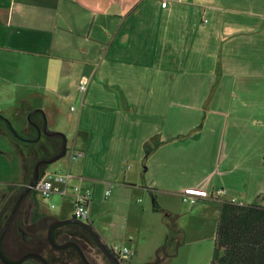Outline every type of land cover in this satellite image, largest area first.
<instances>
[{
    "label": "crops",
    "instance_id": "obj_1",
    "mask_svg": "<svg viewBox=\"0 0 264 264\" xmlns=\"http://www.w3.org/2000/svg\"><path fill=\"white\" fill-rule=\"evenodd\" d=\"M214 81L227 83L231 94L227 105L213 97V110L242 106L251 110L252 120H264V0H0V147L12 150L4 153H14L19 162L14 180L0 187V227L13 221L19 243L21 199L43 205L37 193L23 192L41 160V177L54 164V172L70 174V187L89 190L90 209L110 189V198L116 191L131 199L135 188L157 196L159 186L146 179L149 166L140 171L137 160L124 165L107 154L120 136L132 134L141 144L136 153L143 164L166 144L181 149L190 141L205 154L221 138L215 121L222 118L204 112L210 93H193L213 90ZM190 95L193 106L186 100ZM168 109L187 120L196 114L198 123L168 126L175 119L166 115ZM222 125V139L234 136ZM150 129L155 133L142 134ZM58 133L66 137V152L71 147L85 152L76 165L64 164L67 153L61 156L64 150L49 140ZM72 190L45 200H57V211L47 210L58 220L67 218L70 199L74 214Z\"/></svg>",
    "mask_w": 264,
    "mask_h": 264
},
{
    "label": "rangeland",
    "instance_id": "obj_2",
    "mask_svg": "<svg viewBox=\"0 0 264 264\" xmlns=\"http://www.w3.org/2000/svg\"><path fill=\"white\" fill-rule=\"evenodd\" d=\"M150 45L153 43L150 42ZM213 83L215 85L213 90L209 88L193 93L194 96L210 93L208 96L210 98L206 99L204 105V112L212 111L213 115L222 118L215 121L216 126L221 127L219 130L221 138L218 136L215 145H209L205 154L200 153L205 150L199 152L201 146H196V143L190 141L184 142L186 145L181 149L166 144L155 153V159H158L157 166L154 164V155H151L149 163L143 164L136 153V147L139 146V149L141 144L133 134L126 136L124 140L120 136L117 145L107 154L110 160L119 164H132L137 160L135 167L140 171H144L149 166L146 179L154 186H159L155 192L157 196L154 197L143 188L132 189L133 196L131 199L128 198L129 200L125 198L126 196L119 197L116 191L112 198H110L112 194L107 198L104 194L99 199L100 204H96L97 200H95V204L90 209V218L92 217L97 227L94 230L107 246L132 247V264H149L151 260L157 261L156 264H210L214 252L220 200L264 206V120H252L251 110L242 106H235L231 110L228 107L213 110L209 103L213 97L218 101H225L227 105L231 94V89L226 87L227 83L223 85L215 81ZM192 99L193 96L190 95L186 100L191 101L193 106L195 101ZM170 112L171 109H168L166 115ZM171 115L175 116V119H171L170 123L167 121V125L173 128L195 124L199 120L196 114L190 118L191 120H187L183 115L176 116L170 113ZM143 122L147 121L143 119ZM222 123H226L235 131L234 136L227 134L222 139L226 127ZM239 124L245 129L244 136H240L235 128L239 127ZM101 127H103L102 123ZM149 131L150 134L155 133V129H150L142 134L145 135ZM72 136L73 134L67 135L70 141ZM129 138L132 139L130 143ZM145 140L146 137L142 135L140 142ZM146 142L151 148L155 145L151 146V141ZM138 151L140 154V149ZM4 152H12V150L0 147V187L4 186L5 182L14 180L19 170L16 155L12 153L9 156L11 159ZM76 152L71 147L62 162L64 164L72 162L76 165L79 159H82L72 160ZM145 154L147 155V151ZM49 167L50 173H62L54 172V164L52 167L50 164ZM170 193L177 196H167ZM37 196L44 205H41L42 207H46L50 212L57 211L56 199L45 201L41 195L37 194ZM56 196L59 197L61 204L62 198ZM184 197L194 200L195 203L184 202ZM154 198L157 200L159 210L154 209ZM71 200L69 212L65 213L66 219L72 218L70 213L74 199ZM52 205L56 206L55 210L52 209ZM197 207L199 208L191 213ZM6 249L9 255L14 254L7 246Z\"/></svg>",
    "mask_w": 264,
    "mask_h": 264
},
{
    "label": "flooded vegetation",
    "instance_id": "obj_3",
    "mask_svg": "<svg viewBox=\"0 0 264 264\" xmlns=\"http://www.w3.org/2000/svg\"><path fill=\"white\" fill-rule=\"evenodd\" d=\"M40 148L46 149V144L42 143ZM44 162L42 160L39 161L34 178L36 175L39 177L44 170ZM26 195L25 193L24 196ZM28 195L35 196L32 193H28ZM24 199L26 198L21 199L19 203L20 209L17 212L23 214V217L17 223L24 235L19 239L20 242L16 244L14 241L16 239V230L13 228V221L7 223V229H5L2 236V253L8 263L0 260V264H114L105 249L119 263L127 264V262L120 260L112 251V248L103 241L100 244L91 230L82 225L85 223L95 229L90 219L81 220L76 218L79 221L53 226L51 228V237L54 240V245L51 244L48 240V232L51 225L58 219L49 213L47 209L41 207L35 197L33 199L37 201L34 202L36 207L31 201L25 204ZM72 218L75 217L72 216ZM4 227H1L0 230L2 231ZM40 229L42 234L39 232ZM6 246L14 253L13 255L8 254Z\"/></svg>",
    "mask_w": 264,
    "mask_h": 264
},
{
    "label": "trees",
    "instance_id": "obj_4",
    "mask_svg": "<svg viewBox=\"0 0 264 264\" xmlns=\"http://www.w3.org/2000/svg\"><path fill=\"white\" fill-rule=\"evenodd\" d=\"M49 140H54L60 145V153L64 150V135L58 133ZM31 183L23 187L26 194H36V191L29 187ZM153 200L154 209L159 210L156 199ZM156 263L157 261H154V264ZM210 264H264V206L220 200L214 252Z\"/></svg>",
    "mask_w": 264,
    "mask_h": 264
},
{
    "label": "built area",
    "instance_id": "obj_5",
    "mask_svg": "<svg viewBox=\"0 0 264 264\" xmlns=\"http://www.w3.org/2000/svg\"><path fill=\"white\" fill-rule=\"evenodd\" d=\"M166 6V3L162 4ZM80 91L84 92L86 89V84L80 85ZM73 109V108H72ZM85 156L84 152H76L73 154L72 160H77ZM71 179L70 174H59V173H47L44 174L34 185L29 187L40 194L43 200H46L51 193L65 194L67 189L70 188L69 181ZM74 190L75 204H74V214L73 216L81 220L90 219V208L89 204L91 201L92 193L89 190L85 192L79 186L72 187ZM110 194V190L106 191V195ZM184 202L195 203L194 200H190L186 197L183 198ZM112 251L122 260L123 262H128L133 252L129 247H112Z\"/></svg>",
    "mask_w": 264,
    "mask_h": 264
},
{
    "label": "water",
    "instance_id": "obj_6",
    "mask_svg": "<svg viewBox=\"0 0 264 264\" xmlns=\"http://www.w3.org/2000/svg\"><path fill=\"white\" fill-rule=\"evenodd\" d=\"M66 153V137L64 136V151L63 153L61 154L64 155ZM38 180V175L35 176L34 180L32 181L31 185H34ZM74 221H79L77 220L76 218H70V219H62V220H57L55 221L50 229H49V232H48V240L51 244L54 245V240L53 238L51 237V228L53 226H56V225H64V224H68V223H71V222H74ZM82 225L86 226L88 229L91 230V232L95 235V237L97 238V240L99 241L100 244H102V240L100 239V237L98 236V234L96 233V231L93 229V227L91 225H88V224H85L83 223ZM7 225L4 227V229L0 232V260L3 261L4 263H8V260L4 257L3 253H2V248H1V239H2V236H3V233L6 229ZM105 251H107L109 257H111V259L113 260L114 264H121L119 263L116 258H114L107 249H105ZM34 256H39V255H36V254H32ZM10 264V263H9ZM13 264V263H12Z\"/></svg>",
    "mask_w": 264,
    "mask_h": 264
}]
</instances>
